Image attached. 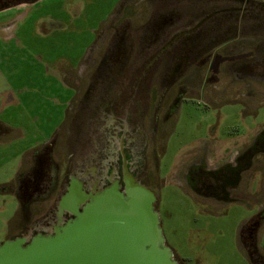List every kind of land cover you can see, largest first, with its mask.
<instances>
[{"label": "flooded vegetation", "instance_id": "1", "mask_svg": "<svg viewBox=\"0 0 264 264\" xmlns=\"http://www.w3.org/2000/svg\"><path fill=\"white\" fill-rule=\"evenodd\" d=\"M18 1L0 0V8ZM201 1L205 6L200 9L189 1L159 0L149 18L127 39L117 34V42L109 39L118 19L112 15L101 25L89 51L98 52L92 61L95 72L88 83H70L74 96L59 132L38 158L31 157L34 162L23 173V206L33 199L48 203L50 210L35 221L21 218L23 224L6 240L54 233L75 217L62 203L71 188L76 196L95 195L115 183L123 190L125 167L151 189L147 145L158 119L169 117L170 109L187 96L198 93L214 102L224 89L244 108L254 111L264 105V1ZM190 16L200 18L193 22ZM250 136L255 137L238 143L227 158L206 152L186 175L192 190L214 200L248 197L251 183L258 181L251 190L257 193L258 211L241 237L252 263L264 264L257 246L264 222V126ZM57 150L62 158H56Z\"/></svg>", "mask_w": 264, "mask_h": 264}, {"label": "rangeland", "instance_id": "2", "mask_svg": "<svg viewBox=\"0 0 264 264\" xmlns=\"http://www.w3.org/2000/svg\"><path fill=\"white\" fill-rule=\"evenodd\" d=\"M157 1L35 0L24 8L0 10V244L18 231L21 218L35 221L50 210L48 203L33 199L23 206V173L34 162L31 157L38 158L59 132L74 96L70 83H88L95 72L92 61L98 52L89 51L101 25L113 15L118 23L109 41L127 39L160 5ZM169 1L205 6L201 0ZM159 16L157 22L165 15ZM137 80L131 77L134 85ZM243 105L231 90L223 89L214 102L198 93L187 96L170 109L169 117L158 119L147 145L149 184L157 195L167 243L180 264H253L241 233L258 211L257 193L252 194L258 181L251 183L248 197L214 200L192 190L186 175L206 152L231 155L238 143L264 126V105L254 111ZM257 246L264 257V222Z\"/></svg>", "mask_w": 264, "mask_h": 264}, {"label": "water", "instance_id": "3", "mask_svg": "<svg viewBox=\"0 0 264 264\" xmlns=\"http://www.w3.org/2000/svg\"><path fill=\"white\" fill-rule=\"evenodd\" d=\"M124 183L123 190L115 183L86 196L71 188L62 203L74 219L52 234L5 240L0 264H180L167 243L155 192L127 167Z\"/></svg>", "mask_w": 264, "mask_h": 264}, {"label": "crops", "instance_id": "4", "mask_svg": "<svg viewBox=\"0 0 264 264\" xmlns=\"http://www.w3.org/2000/svg\"><path fill=\"white\" fill-rule=\"evenodd\" d=\"M33 1H35V0H33ZM33 1H31V0H20L15 5H21L24 8L25 6L29 5L30 2H33ZM15 5H12V6H15ZM8 7H10V6H8ZM8 7H6V6L5 7H2V8H0V10H2L4 8H8ZM0 114H1V105H0ZM0 124H1V122H0ZM253 137H255V136H250V138L247 140V142L250 141ZM216 154L218 156H221V157H225V158L228 157V155L221 153L220 150H218ZM15 194H16V197H17V190L15 191Z\"/></svg>", "mask_w": 264, "mask_h": 264}]
</instances>
